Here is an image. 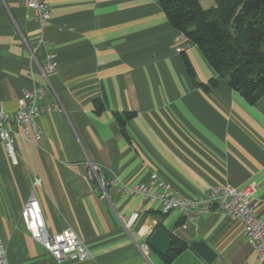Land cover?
<instances>
[{
    "label": "crops",
    "instance_id": "crops-1",
    "mask_svg": "<svg viewBox=\"0 0 264 264\" xmlns=\"http://www.w3.org/2000/svg\"><path fill=\"white\" fill-rule=\"evenodd\" d=\"M27 1L0 0V110L16 113L26 93L44 86L37 63L50 52L58 68L37 100L52 108L35 120L41 138L31 132L25 140L17 130L16 166L0 143V240L8 263L59 264L22 220L34 192L48 233L74 234L90 249V260L62 264H162L138 248L157 228L187 249L205 242L217 254L213 264H261L240 220L219 210L192 220L179 210L164 214L112 188L107 198L89 180L87 161L106 181L128 186L157 174L183 197L253 184L254 212L264 218V97L250 104L219 79L157 0H51L44 25ZM58 103L63 111L54 109ZM117 114L130 115L124 129Z\"/></svg>",
    "mask_w": 264,
    "mask_h": 264
},
{
    "label": "built area",
    "instance_id": "built-area-1",
    "mask_svg": "<svg viewBox=\"0 0 264 264\" xmlns=\"http://www.w3.org/2000/svg\"><path fill=\"white\" fill-rule=\"evenodd\" d=\"M51 0H28L27 7L36 12V20L44 25L51 19ZM26 46L29 48L27 42ZM37 66L45 80L44 86L37 87L34 91L25 94L20 102V108L14 114L0 110V143L12 163L19 164V155L15 146V135L21 130L25 140L30 139L32 132L36 139H40L42 132L35 126L36 118L51 107L40 106L37 100L50 89L49 77L58 68V62L53 52L47 55L44 63ZM54 109L63 111L60 103ZM88 178L98 185V191L109 198L108 188L114 189L120 195L129 197H142L145 201L158 205L164 214L179 210L188 219L206 215L216 210L240 220L243 224L244 234L249 239L254 251L257 253L261 264H264V218L258 217L254 212L256 188L250 184L244 188H236L230 184L212 186L206 194L195 197H183L177 194L172 187L161 180L157 174H152L148 184L128 186L117 179L106 181L102 168L87 161ZM41 186L39 178L34 179V187ZM22 220L31 237L40 243L49 254L59 263L67 261L85 262L91 259L90 249L74 234L63 233L50 235L45 226L41 208L33 192L26 203ZM126 231L129 225L124 224ZM141 254L147 258L151 253L148 243L138 246ZM0 264H9L7 249L0 240Z\"/></svg>",
    "mask_w": 264,
    "mask_h": 264
},
{
    "label": "trees",
    "instance_id": "trees-1",
    "mask_svg": "<svg viewBox=\"0 0 264 264\" xmlns=\"http://www.w3.org/2000/svg\"><path fill=\"white\" fill-rule=\"evenodd\" d=\"M169 23L202 53L219 79L250 104L264 97V0H212L215 7L204 10L207 0H157ZM187 70L194 78L191 65ZM213 86L218 80L211 81ZM102 110V108H99ZM124 129L130 115H116ZM172 247L186 245L173 235ZM162 264L176 259L170 251L160 256Z\"/></svg>",
    "mask_w": 264,
    "mask_h": 264
},
{
    "label": "water",
    "instance_id": "water-1",
    "mask_svg": "<svg viewBox=\"0 0 264 264\" xmlns=\"http://www.w3.org/2000/svg\"><path fill=\"white\" fill-rule=\"evenodd\" d=\"M172 242L163 228H157L148 240L151 250L160 256L172 251L176 256L172 264H213L217 258L216 252L205 242H195L186 250L181 246L172 247Z\"/></svg>",
    "mask_w": 264,
    "mask_h": 264
}]
</instances>
